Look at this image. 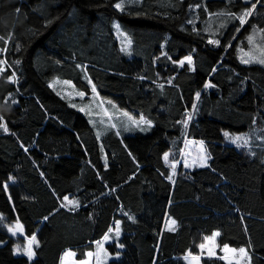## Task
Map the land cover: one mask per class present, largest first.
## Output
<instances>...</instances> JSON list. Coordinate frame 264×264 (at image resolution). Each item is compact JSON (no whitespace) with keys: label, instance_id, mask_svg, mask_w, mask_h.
<instances>
[{"label":"trees","instance_id":"trees-1","mask_svg":"<svg viewBox=\"0 0 264 264\" xmlns=\"http://www.w3.org/2000/svg\"><path fill=\"white\" fill-rule=\"evenodd\" d=\"M255 31L264 0H0V264L83 260L117 223L109 264H187L215 232L264 264V62L240 55ZM56 79L150 129L99 137ZM254 130L251 150L226 142ZM186 139L209 163L172 175L166 155L180 161ZM222 256L202 264H241Z\"/></svg>","mask_w":264,"mask_h":264},{"label":"rangeland","instance_id":"rangeland-1","mask_svg":"<svg viewBox=\"0 0 264 264\" xmlns=\"http://www.w3.org/2000/svg\"><path fill=\"white\" fill-rule=\"evenodd\" d=\"M120 5V4H119ZM121 7V5H120ZM117 24V30L116 33L118 37L121 38V41L123 43V46L130 45L129 39L124 36L123 32L120 29V24ZM251 40L249 43V48L246 50L240 51V55L242 56L243 61L247 62H264V34L261 31H255L254 34L251 36ZM189 60L190 59H186ZM5 67V61L3 59V56L0 55V73ZM61 81V79L53 80L50 85L51 87L59 93L61 96H63L66 99L71 98H77L79 96V93H81L80 90H78L74 84L70 81H66L70 83L71 85H64ZM69 102L79 109H85L83 105L77 104L75 101ZM97 106V102H96ZM106 110L112 112V114L116 115L115 112L111 111L110 108H107ZM96 117V118H95ZM102 114L98 113L97 109H92V111H89L88 118L91 123L95 124H102L100 121H102ZM106 122H104L105 124ZM96 130H104V128L100 129V127H95ZM136 132V131H135ZM134 133V132H131ZM226 142L229 144H233L240 148H245L247 150H251L253 146H257V142L263 141L262 135L258 130H254L252 132H241V133H232L229 131L224 132ZM236 137H242V139L237 140ZM210 159L209 152L206 148V145L201 140H195V139H186L184 148L181 152V158L180 161L174 162L170 160V154L166 155V161L169 163V166L172 170V175H175L178 171L179 165L183 164V167L185 170H191L194 168L199 167H205L208 165ZM74 203H69V202ZM63 204L67 207H75L77 206V201L73 198L67 197V199H64ZM2 216L0 215V221L2 220ZM169 224V223H168ZM9 233L12 236H25V231L23 228V225L19 221H15L13 223L6 225ZM120 235V226L119 223H117L114 227H112L111 231L106 234V236L97 242L94 251H90L88 254V257L86 260L79 261L73 256V250H69L64 257H63V264H109L111 253L109 252L107 248V244L115 241L118 239ZM218 236L219 232H215L214 234L207 236L205 240L200 244V253L194 254L189 253L185 256H183L185 262L187 264H202V259L204 257H216L219 254V250L223 254L222 258L226 261H237L241 264H247L249 263V255L245 248H242L244 251L241 252V249H237L234 247H231L229 245L220 247L218 244ZM33 237L27 238L25 245L22 248V252L26 253L27 255H32V245H33ZM73 258L75 259V263L73 262Z\"/></svg>","mask_w":264,"mask_h":264},{"label":"crops","instance_id":"crops-1","mask_svg":"<svg viewBox=\"0 0 264 264\" xmlns=\"http://www.w3.org/2000/svg\"><path fill=\"white\" fill-rule=\"evenodd\" d=\"M62 82V81H61ZM63 83V82H62ZM64 85H69L63 83ZM84 96L82 93H79V96L77 98H72V101H75L79 105H83L85 109H80L87 117L89 111H92V109H97L98 113L102 114V121H100L102 124L98 123H91L96 130L95 127H100V129L104 128V130H96L97 134L99 137L103 136L108 130L115 129L118 133L121 135L124 134H131V132L135 131H143L146 132L150 129L151 123L146 120L143 116H137L133 113H130L129 111L125 109H121L115 102L111 100L104 99L97 91H92L90 94V98L83 100ZM77 99V100H76ZM83 102V103H82ZM97 102V106H96ZM81 103V104H80ZM107 108H110L111 111L115 112L116 115L112 114V112L106 110ZM96 118V117H95ZM104 122H106L104 124ZM179 169V168H178ZM178 171L176 172V174ZM69 250L72 249H67L65 252H63L60 260V264H63V257L64 255L69 252ZM74 251V250H73ZM90 251L86 252V258L83 260H86L88 257ZM73 256L77 260V253L74 251ZM112 257V255H110ZM73 262L75 263V259L73 258ZM79 260V261H83ZM111 260V258H110Z\"/></svg>","mask_w":264,"mask_h":264},{"label":"snow or ice","instance_id":"snow-or-ice-1","mask_svg":"<svg viewBox=\"0 0 264 264\" xmlns=\"http://www.w3.org/2000/svg\"><path fill=\"white\" fill-rule=\"evenodd\" d=\"M117 7H120V5H117ZM245 15H250V12H249V13H245ZM241 23H244L243 18H241ZM251 39H252V38L249 37V40H251ZM189 59H190V58H189ZM245 62L247 63V61H245ZM0 119H2V118H0ZM235 139L240 140V139H242V137H236ZM65 199H67V198H65ZM69 203H74V202H71V201H70ZM32 240L34 241V240H35V237H33ZM240 251L243 252L244 250L241 249Z\"/></svg>","mask_w":264,"mask_h":264}]
</instances>
